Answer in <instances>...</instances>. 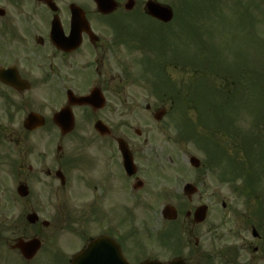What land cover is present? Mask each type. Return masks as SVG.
<instances>
[{"label":"flooded vegetation","instance_id":"1","mask_svg":"<svg viewBox=\"0 0 264 264\" xmlns=\"http://www.w3.org/2000/svg\"><path fill=\"white\" fill-rule=\"evenodd\" d=\"M148 2L164 4L104 0L100 11L94 0H0V247L15 264H47L53 256L61 264L75 257L77 264H208L192 234V211L182 212L195 195L164 191L160 207L148 202L149 186L175 162L167 148V161L157 154L153 132L176 149V167L180 157L186 162L184 146L169 132L179 124L172 116L190 110L174 106L179 65L191 71L190 80L195 76L183 57L172 61L174 69L166 66L175 73L168 77L172 89L150 86L146 76L153 75L143 65L159 67L165 48L184 46L192 17L171 5L163 23L149 14ZM122 149L131 155L132 174ZM166 205L175 208V220L163 219ZM260 241L246 247L264 251ZM18 242L36 244L33 258L10 249Z\"/></svg>","mask_w":264,"mask_h":264},{"label":"rangeland","instance_id":"2","mask_svg":"<svg viewBox=\"0 0 264 264\" xmlns=\"http://www.w3.org/2000/svg\"><path fill=\"white\" fill-rule=\"evenodd\" d=\"M162 1L165 4H172L174 9L185 11L192 17L190 28L186 24V37L189 35L190 38L186 39L185 44L190 45H186L185 50L181 48L172 50V54L174 57L177 54L184 58L190 57L191 61H189L194 65L195 74L191 82H187L190 72L179 73V81L175 80L177 89L184 93L185 97L181 96L182 100L179 99L174 106L190 107V110L186 112L189 120L187 121L180 113L174 114L172 117L175 123L179 124L174 125L169 135L173 133L172 140L175 139L182 143L179 146H184L185 154L197 157L208 168L203 167L196 172L189 171L187 161L185 162L183 157L179 158V163L187 167V171H183L179 166L176 167L175 164H178L175 158L176 149L171 143L159 142L163 138L153 132L154 143H157L158 148L157 154L164 156L167 161V148L175 162L172 165L166 164L164 171L160 172L159 182L161 183L149 186V190L153 189L148 202L164 201L162 199L164 191L167 193L170 191L173 197L180 198L182 181L195 178L197 182L194 184H199L198 193L191 203L184 200L186 206L182 212L193 211L199 205L208 207L205 221L194 227L192 234L199 239L198 247L202 249L201 251L208 254L210 258L212 257L211 264H264L262 248H259L257 253H253L251 248L246 247V243H250L252 247L258 248L261 246L260 240L264 242V155L260 153L264 151V124H261L260 129L263 131V136L259 139L262 143L252 145L251 156L255 160L249 161L247 158V161L242 162L249 172L246 185L242 179L237 178L233 183L220 180L224 169L222 165L215 168L222 162L216 161L213 148L215 135L209 131L216 124L206 125V122H209V119H206V117L209 118L207 116L208 101H213L210 105L211 110L221 111L219 118L226 124V127L222 125V132L225 136H217L216 142L218 145H223L227 152H234L233 141L236 138L235 142L239 146L245 145V142L241 143V136L237 137L238 134L234 129L227 131L228 122H233L237 130L240 129L241 134L256 133L255 120L258 116L255 118V115L264 110V0ZM178 46L182 47L181 43ZM165 52L167 54L168 49L165 48ZM177 59L180 58L177 57ZM197 63L202 65L198 66ZM196 68L203 71V75L196 76ZM167 73L170 76L175 74L171 67L167 68ZM224 83L228 84L224 86ZM212 88L220 94L216 104L214 102L217 96ZM183 89L189 90L184 91ZM194 89L198 96H193ZM223 93L226 96L230 94L229 99H226ZM204 96H207V100ZM134 119L135 115H132L130 122L133 123ZM170 123L174 122L170 121ZM190 130H194L195 133L200 134V137L204 136L207 140L201 150L195 143V138H190V134L188 136L184 134ZM84 133L87 136L90 131H84ZM49 134L50 132L47 131V139ZM162 147L164 152L159 150ZM50 149L51 144L47 142V152H50ZM182 153L183 151H179L178 157ZM242 153L243 155H239V158L243 160L245 153L243 151ZM228 162L227 177H230L234 167L228 166ZM176 172L177 174L182 173L185 179L180 181L176 188L171 184L165 185L164 181L167 178L175 180ZM159 195L161 199H157ZM222 202L225 203L224 208L221 205ZM233 212L235 219L232 218ZM252 226L259 233V240L251 236ZM8 243L12 244V242ZM4 244L5 242L0 243L1 246ZM0 248V264H15V258L8 253L9 248L7 246ZM47 264H61V258L57 256L47 258Z\"/></svg>","mask_w":264,"mask_h":264},{"label":"water","instance_id":"3","mask_svg":"<svg viewBox=\"0 0 264 264\" xmlns=\"http://www.w3.org/2000/svg\"><path fill=\"white\" fill-rule=\"evenodd\" d=\"M99 1L102 2L103 0H97L98 4H100ZM148 9L152 15L156 16L157 18H159L165 22L168 21L170 18V12H169L168 8H166V7L148 5ZM124 156H125V161H129V163H131V160L126 157V154H124ZM190 163L193 167H198V164H199L198 160L195 158H191ZM185 190L187 193L192 192V188L189 185L185 187ZM166 211H168V208L166 209ZM205 213H206V207L203 206V207H200L199 209H197L195 211V214H194L195 222L199 223V222L203 221L205 218ZM165 217L166 218H175V213H173L172 217H169L167 215H165ZM253 235L255 237L257 236V234L255 232H253ZM21 251L26 258H30L33 255L35 249H34V247L31 249L26 248V244H25L24 247H21ZM169 264H183V263L181 261H174V262H171Z\"/></svg>","mask_w":264,"mask_h":264},{"label":"trees","instance_id":"4","mask_svg":"<svg viewBox=\"0 0 264 264\" xmlns=\"http://www.w3.org/2000/svg\"><path fill=\"white\" fill-rule=\"evenodd\" d=\"M209 104H212V103H209ZM207 116L210 118L212 116H216L217 117V120H216V125H214L212 127V129H209V131L211 133H213L216 137L217 136H220L221 135V132H222V122H221V119L218 118V114H216L215 112H212V113H208ZM213 147L215 149V153H220L219 152V149H218V146L213 144ZM245 150V149H244ZM234 168H233V172H232V175L230 177H228V180H235V178H245V177H249V172H247L245 166H244V163H239L237 165H234L233 163H230ZM246 171V174H244V172Z\"/></svg>","mask_w":264,"mask_h":264}]
</instances>
